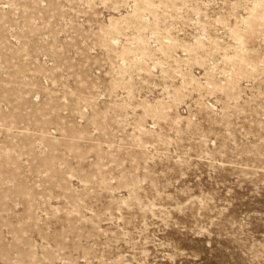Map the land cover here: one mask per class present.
<instances>
[{
	"label": "rangeland",
	"instance_id": "374dc122",
	"mask_svg": "<svg viewBox=\"0 0 264 264\" xmlns=\"http://www.w3.org/2000/svg\"><path fill=\"white\" fill-rule=\"evenodd\" d=\"M0 264H264V0H0Z\"/></svg>",
	"mask_w": 264,
	"mask_h": 264
}]
</instances>
